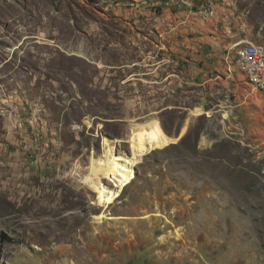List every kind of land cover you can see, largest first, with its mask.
Returning a JSON list of instances; mask_svg holds the SVG:
<instances>
[{
  "label": "rangeland",
  "instance_id": "obj_1",
  "mask_svg": "<svg viewBox=\"0 0 264 264\" xmlns=\"http://www.w3.org/2000/svg\"><path fill=\"white\" fill-rule=\"evenodd\" d=\"M155 3L0 0V264H264V92Z\"/></svg>",
  "mask_w": 264,
  "mask_h": 264
},
{
  "label": "crops",
  "instance_id": "obj_2",
  "mask_svg": "<svg viewBox=\"0 0 264 264\" xmlns=\"http://www.w3.org/2000/svg\"><path fill=\"white\" fill-rule=\"evenodd\" d=\"M257 1L261 0H184L177 8L169 2L156 0L155 5H160L157 7L159 14L173 23L182 47L190 49L188 66L192 71L197 70L194 78L203 81L204 85L215 84L219 76L216 74L226 75L228 54L224 62L223 59L232 44L242 40L259 43L253 29L254 22L250 21L246 9ZM222 78L220 83L225 86L228 81Z\"/></svg>",
  "mask_w": 264,
  "mask_h": 264
},
{
  "label": "built area",
  "instance_id": "obj_3",
  "mask_svg": "<svg viewBox=\"0 0 264 264\" xmlns=\"http://www.w3.org/2000/svg\"><path fill=\"white\" fill-rule=\"evenodd\" d=\"M171 1V0H166ZM227 54L240 57L246 67V83L256 80V88L263 92L264 85V47L261 45H246L239 41L229 47Z\"/></svg>",
  "mask_w": 264,
  "mask_h": 264
},
{
  "label": "bare ground",
  "instance_id": "obj_4",
  "mask_svg": "<svg viewBox=\"0 0 264 264\" xmlns=\"http://www.w3.org/2000/svg\"><path fill=\"white\" fill-rule=\"evenodd\" d=\"M245 44L246 45H255V44H251V43H245ZM256 45H261L264 47V45H262V44H256ZM236 59H237V62L240 65V68H241V70H242V72L246 78V67L244 65V61H242L240 57H236ZM248 84H249V86L254 88V90H257L260 92V89H255L256 88V80H249ZM263 92H264V85H263Z\"/></svg>",
  "mask_w": 264,
  "mask_h": 264
}]
</instances>
